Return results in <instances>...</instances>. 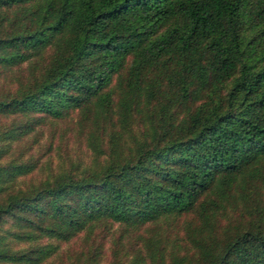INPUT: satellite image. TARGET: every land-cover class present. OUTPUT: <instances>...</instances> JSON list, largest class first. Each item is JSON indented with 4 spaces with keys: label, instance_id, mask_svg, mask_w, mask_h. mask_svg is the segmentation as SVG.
I'll return each instance as SVG.
<instances>
[{
    "label": "trees",
    "instance_id": "16d2710c",
    "mask_svg": "<svg viewBox=\"0 0 264 264\" xmlns=\"http://www.w3.org/2000/svg\"><path fill=\"white\" fill-rule=\"evenodd\" d=\"M41 53L37 76L0 95V114L21 115L2 134L77 110L100 159L81 174L9 192L0 223L11 217L27 228L10 231L14 238L65 240L99 221L137 227L189 211L205 228L235 179L258 174L264 0H0V66ZM131 116L143 129L130 144L118 129L102 128ZM31 168L4 162L0 178ZM53 249H2L0 259L36 263ZM199 252L193 264H264V224L199 242Z\"/></svg>",
    "mask_w": 264,
    "mask_h": 264
},
{
    "label": "rangeland",
    "instance_id": "374dc122",
    "mask_svg": "<svg viewBox=\"0 0 264 264\" xmlns=\"http://www.w3.org/2000/svg\"><path fill=\"white\" fill-rule=\"evenodd\" d=\"M243 28L246 32L250 26L246 23ZM44 54H37L29 62L15 67L0 66V95L16 91L18 85L37 76L45 62ZM113 88L114 79L107 89L112 91ZM112 97L115 98L114 93ZM20 119L21 115L0 114V164L28 161L32 168L9 180L0 178V201L17 188H32L56 174H81L100 159L86 141L89 121L79 119L77 110L61 118L46 116L26 132L14 135L17 132L13 130V137L2 134L1 130ZM110 121H113L112 126L105 123L102 128L118 129L128 144L131 137L143 129L135 116L123 123L116 118ZM258 169L253 177L247 174L235 179L225 198L218 200L220 206L211 212L205 228L196 212L189 211L161 216L137 227L99 221L65 240L39 236L27 241L10 234V231H26L27 228L13 223L11 217L5 218L0 223V250L17 251L46 243L54 249L36 263L0 259V264H155L158 257L162 264H193L200 253L199 242L207 245L210 241H221L236 230L264 224V161Z\"/></svg>",
    "mask_w": 264,
    "mask_h": 264
}]
</instances>
